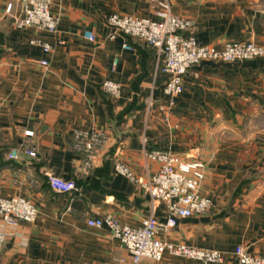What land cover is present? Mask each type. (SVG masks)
I'll return each mask as SVG.
<instances>
[{"label":"crops","instance_id":"obj_1","mask_svg":"<svg viewBox=\"0 0 264 264\" xmlns=\"http://www.w3.org/2000/svg\"><path fill=\"white\" fill-rule=\"evenodd\" d=\"M9 1L18 7L17 0H0V197L30 199L37 216L0 217V264H134L106 226H89L86 218L111 215L132 227L151 211L164 219L163 203L151 204L114 170L117 156L145 179L158 167L144 154L153 148L204 160L201 193L211 200L205 212L180 218L159 237L217 249L225 258L203 263L164 252L137 264H235L237 245L264 256V56L192 66L169 105L156 48L112 37L106 22L114 13L155 19L159 0H50L52 32L14 26ZM168 1L192 22L188 32L201 44L264 42V0ZM105 79L120 84L118 97L102 93ZM75 131L106 136L90 166L73 145ZM45 170L73 180L77 190H52Z\"/></svg>","mask_w":264,"mask_h":264},{"label":"built area","instance_id":"obj_2","mask_svg":"<svg viewBox=\"0 0 264 264\" xmlns=\"http://www.w3.org/2000/svg\"><path fill=\"white\" fill-rule=\"evenodd\" d=\"M18 7L8 2L5 8L11 16L12 24L18 28L34 27L48 32L55 31L57 17L50 11V0H17ZM155 19L128 14L114 13L106 18V22L114 31L111 35L139 38L154 46L160 56V72L166 74L163 92L169 96V105L183 88V76L194 65L202 61L233 63L254 57L264 56V43L250 40H231L221 47L212 44H201L195 36L188 32L192 22L176 15L171 10L168 0H159L155 10ZM185 32H188L185 34ZM85 37L93 39V35L85 32ZM30 43L38 44L43 51H49L48 43L33 38ZM123 47L130 49L126 42ZM40 63L46 64V60ZM101 89L113 98L119 96L121 86L118 82L105 79ZM1 129V128H0ZM106 136L100 131H75L73 145L85 156V165L90 166L97 149ZM30 156H35L33 146L24 145ZM146 158L158 164L157 169L145 179L135 176L129 166L117 156L114 157V170L135 182L143 196L151 204L161 202L164 205V219L158 220L151 211L139 226L122 224L115 217H87L89 226H106L111 234L129 252L134 264L142 258L159 260L164 252L194 259L203 263L222 262L225 253L217 249L191 246L182 242H171L159 237L160 231L173 228L180 218L190 217L205 212L211 200L201 193L204 178V160L196 157L181 156L170 150L149 149L144 152ZM9 158L17 157V149L8 153ZM49 187L56 192H72L77 190L73 180L63 179L45 170ZM37 216L33 202L24 196L0 197V217L7 222H32ZM235 264H264V256L251 253L245 246L237 245L233 250Z\"/></svg>","mask_w":264,"mask_h":264},{"label":"trees","instance_id":"obj_3","mask_svg":"<svg viewBox=\"0 0 264 264\" xmlns=\"http://www.w3.org/2000/svg\"><path fill=\"white\" fill-rule=\"evenodd\" d=\"M186 34V33H185ZM126 38L128 39V38H135V37H131V36H129V35H126ZM135 39H139V38H135ZM144 41V40H143ZM144 42H146V41H144ZM147 43V42H146ZM102 93H104V94H107V93H105V92H103L102 91ZM108 95V94H107ZM110 96V95H109ZM44 177L46 178V182H47V184H48V181H47V177H46V175H44ZM48 186H49V184H48Z\"/></svg>","mask_w":264,"mask_h":264},{"label":"rangeland","instance_id":"obj_4","mask_svg":"<svg viewBox=\"0 0 264 264\" xmlns=\"http://www.w3.org/2000/svg\"><path fill=\"white\" fill-rule=\"evenodd\" d=\"M251 41V40H250ZM258 43V42H257ZM260 43H264V42H260Z\"/></svg>","mask_w":264,"mask_h":264}]
</instances>
